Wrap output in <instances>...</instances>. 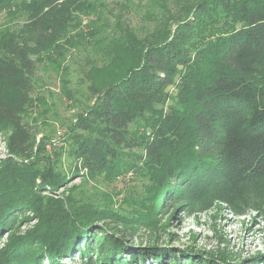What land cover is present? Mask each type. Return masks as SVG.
Returning a JSON list of instances; mask_svg holds the SVG:
<instances>
[{
  "label": "trees",
  "instance_id": "16d2710c",
  "mask_svg": "<svg viewBox=\"0 0 264 264\" xmlns=\"http://www.w3.org/2000/svg\"><path fill=\"white\" fill-rule=\"evenodd\" d=\"M130 5L0 0V264H223L132 237L166 232L165 200L264 219V0ZM40 65L72 117L36 89ZM132 177L129 210L100 191Z\"/></svg>",
  "mask_w": 264,
  "mask_h": 264
},
{
  "label": "rangeland",
  "instance_id": "374dc122",
  "mask_svg": "<svg viewBox=\"0 0 264 264\" xmlns=\"http://www.w3.org/2000/svg\"><path fill=\"white\" fill-rule=\"evenodd\" d=\"M132 6L138 5L139 0H131ZM141 14H133L128 18L132 25L137 26L142 23ZM74 80L76 78L72 76ZM36 89H39L46 100L52 104L53 111L62 118H70L77 109H68L67 103L59 94L62 86L61 76H57L44 65L38 67L36 73ZM76 85L73 82V86ZM51 92V93H50ZM70 105V104H68ZM46 140L39 135L37 144L39 147ZM50 142V141H49ZM48 142V143H49ZM52 142V141H51ZM41 148V147H40ZM48 149V148H47ZM6 150L3 140L0 138V158H5ZM80 179H74L67 187L77 185ZM89 187V185L87 186ZM100 191H107L112 199H116V193H119L117 200L121 206L126 197H136L142 192L140 184L133 179L124 178L116 180L114 183H103L99 186ZM66 193L64 188L59 189L58 194ZM118 203V202H117ZM114 206H117L114 205ZM165 206V207H163ZM168 204L165 200L157 214L159 225L164 226L166 232L158 231L157 236H150L145 228L139 229L132 237V242L136 245L141 242L143 245L149 243V240H156L158 246L173 249L175 255L185 253V249L191 248L190 257L195 259H205L207 261L222 258L223 264H237L245 261L244 264H264V219L256 211L248 210L243 213H233L224 204L215 203L207 209L195 208L193 210H180L170 216V209L166 210ZM165 209V214H162ZM30 216L31 213H28ZM32 225L31 223L23 226L25 229ZM171 235V238L170 236ZM5 235L0 240V246L4 241ZM258 257V258H256ZM256 258V259H254ZM253 260V261H252Z\"/></svg>",
  "mask_w": 264,
  "mask_h": 264
}]
</instances>
